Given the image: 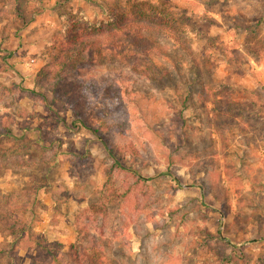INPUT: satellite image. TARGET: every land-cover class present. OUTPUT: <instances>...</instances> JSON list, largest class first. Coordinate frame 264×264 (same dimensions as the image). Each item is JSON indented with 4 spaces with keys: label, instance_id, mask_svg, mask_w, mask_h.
I'll list each match as a JSON object with an SVG mask.
<instances>
[{
    "label": "rangeland",
    "instance_id": "1",
    "mask_svg": "<svg viewBox=\"0 0 264 264\" xmlns=\"http://www.w3.org/2000/svg\"><path fill=\"white\" fill-rule=\"evenodd\" d=\"M113 15L164 52L77 112L37 75ZM78 262L264 264V0H0V264Z\"/></svg>",
    "mask_w": 264,
    "mask_h": 264
},
{
    "label": "trees",
    "instance_id": "2",
    "mask_svg": "<svg viewBox=\"0 0 264 264\" xmlns=\"http://www.w3.org/2000/svg\"><path fill=\"white\" fill-rule=\"evenodd\" d=\"M103 28L106 29V33L88 25L84 27V30H89L88 33L81 28L76 34L71 35L65 43L57 47L58 51L52 54L57 61L52 65L43 66L37 75L39 82L51 87L54 93L76 105L77 112H80L81 107L77 106L76 102L80 96L77 89L85 81L82 71L106 63L110 58L119 57L133 61L139 72L150 77L151 72L158 67L157 57L164 52L157 41L160 33L156 32V36L151 34L153 30L161 31L162 27L157 22L125 20L124 16L113 15ZM82 115L79 117L81 122H84ZM28 229L24 224L18 232L24 234Z\"/></svg>",
    "mask_w": 264,
    "mask_h": 264
}]
</instances>
